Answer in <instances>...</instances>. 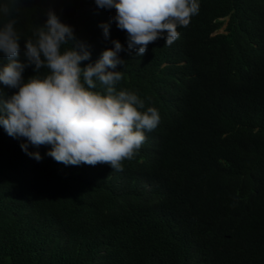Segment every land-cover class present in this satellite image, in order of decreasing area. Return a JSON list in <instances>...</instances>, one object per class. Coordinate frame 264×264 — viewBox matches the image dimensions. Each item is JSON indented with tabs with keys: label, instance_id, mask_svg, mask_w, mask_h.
<instances>
[{
	"label": "trees",
	"instance_id": "16d2710c",
	"mask_svg": "<svg viewBox=\"0 0 264 264\" xmlns=\"http://www.w3.org/2000/svg\"><path fill=\"white\" fill-rule=\"evenodd\" d=\"M198 4L177 40L138 57L115 9L20 0V62L24 39L54 9L91 46L81 67L112 40L124 46L117 90L136 93L160 122L122 170L66 166L46 155L51 146L30 145L37 162L0 126V264H264V0ZM16 91L0 84L4 99Z\"/></svg>",
	"mask_w": 264,
	"mask_h": 264
},
{
	"label": "clouds",
	"instance_id": "9594fccd",
	"mask_svg": "<svg viewBox=\"0 0 264 264\" xmlns=\"http://www.w3.org/2000/svg\"><path fill=\"white\" fill-rule=\"evenodd\" d=\"M95 4L115 9L112 21L127 33V51L135 50L138 57L158 39L170 46L179 38L177 28L186 27L199 12L198 0H95ZM20 8V0L0 4V54L7 60L0 66V84L17 89L7 99L0 92V126L10 137L23 138L21 150L37 162L42 156L29 151L30 145L51 146L46 155L66 166L106 164L122 170V161L132 159L145 142V131L160 122L158 110H143L145 103L136 93L117 90L123 72L116 69L125 64L119 56L124 46L112 40V48L81 67L91 61V46L49 8L44 24L35 25L32 36L24 39L22 63V36L16 28ZM99 27L108 39L109 24ZM255 64L258 71L249 80L261 67ZM33 65L36 74L25 81L23 73ZM97 84L102 91H95Z\"/></svg>",
	"mask_w": 264,
	"mask_h": 264
}]
</instances>
